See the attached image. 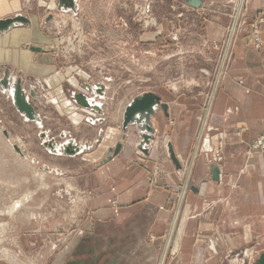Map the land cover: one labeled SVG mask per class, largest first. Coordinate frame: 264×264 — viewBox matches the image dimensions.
I'll use <instances>...</instances> for the list:
<instances>
[{
    "label": "rangeland",
    "instance_id": "1",
    "mask_svg": "<svg viewBox=\"0 0 264 264\" xmlns=\"http://www.w3.org/2000/svg\"><path fill=\"white\" fill-rule=\"evenodd\" d=\"M238 1L78 0L71 17L68 13L72 11L56 9L57 0H17L20 11L26 12L33 22L32 27L22 25L24 31L31 30L29 34L34 37L24 41L47 50L26 49L30 57L23 60L18 54L25 49L23 43L13 40L6 45L11 56L6 57L9 65L2 67H10L16 75L25 73L30 79L35 95L26 90L27 99L41 120L25 118L14 107L11 97L0 90V134L11 142L10 148L0 138V222L5 224V230L0 232V249L11 250L26 264H149L145 245L151 243L156 251V234L147 233L144 238L147 229L144 222H136V227L130 226L133 220L115 224L95 214L92 198L100 186H96L97 169L93 163L101 161L105 147L115 143L122 133L121 110L127 101L141 91L156 93L159 90L162 97L167 96L165 91L169 90L172 101L190 105L196 98L202 99L197 119L185 122L169 116L167 108L164 111L158 107L165 114L166 122L163 129L159 120L156 119L155 124L154 115L152 117L156 128L153 140H160L157 157L155 154L152 158H145L136 146L139 135L133 126L129 125L126 133L127 147L135 146L138 156L143 158L134 157L129 165L137 168L139 164L145 169L143 181H140L149 192L163 185L158 183V176L165 171L164 162L169 156L165 139H169L174 130L184 136L190 127L189 156L180 175L179 187L170 198L164 239L158 259L153 263L158 264L162 259V264L172 261L168 247L164 258L162 252L169 246L166 238L172 226L171 233H174L180 224L179 210L186 187L192 180L190 173L186 174L187 167L194 154L197 156L201 151L215 162L221 163L224 159L219 145L205 147L204 128H207L205 119L208 117L205 115L211 109L208 103L214 86L228 70L234 41L246 33L247 42L245 26L254 13H247L248 0H240L239 14L234 19ZM241 1H244L242 7ZM48 13L51 17L46 20ZM209 21L224 28L222 39L215 41L213 46L206 36V22ZM232 24L234 31L230 34ZM208 28L211 30L210 26ZM16 29H11L10 35ZM33 29L38 35L32 33ZM213 34L217 35L216 31L213 30ZM3 40L4 37L0 42ZM258 50L264 51V48ZM96 82L102 84V94L90 92L85 86L88 83L95 87ZM73 91L90 95L101 112L78 105ZM99 116L102 119L97 121ZM88 117L95 121H89ZM100 128L102 137L97 140ZM262 134L264 130L246 141L245 158L264 151V143L257 142L259 136H264ZM69 136L96 143L89 150L74 154H62L44 146L46 138L60 144ZM153 140L145 155L153 149ZM14 143L20 152L13 147ZM34 171L45 173V187L41 186ZM28 190L35 191L19 208L20 213L15 211L13 216L5 213L4 208ZM112 204L117 205L115 201ZM25 210L33 214L28 215ZM134 217L143 218L142 215ZM200 231L198 229L195 235H200ZM193 240L200 238L195 236ZM244 242L240 256L224 253L218 258L226 256L227 260L235 259L232 264H250L263 251L264 236L258 244L252 238ZM3 255L0 253V264H20Z\"/></svg>",
    "mask_w": 264,
    "mask_h": 264
},
{
    "label": "crops",
    "instance_id": "2",
    "mask_svg": "<svg viewBox=\"0 0 264 264\" xmlns=\"http://www.w3.org/2000/svg\"><path fill=\"white\" fill-rule=\"evenodd\" d=\"M263 1L248 0L247 13L249 15L255 13ZM76 2L78 4V0ZM20 10L17 0H0V18L14 15L17 12L29 17L26 12L23 13ZM45 19L47 20L48 17ZM208 23L210 24L208 25ZM31 24L29 25L31 26ZM23 26L17 27L20 29L16 36L10 35L11 29L5 34H3L4 32L0 34L1 38L4 37V40L0 42V77H2L5 68L14 73L10 67L6 66L9 65L6 57L11 56V52L6 49L8 43L15 40V42L24 44L25 49L22 50L25 52L18 53L23 60L25 57H30V52L26 50H31L28 45H37L24 41L34 37L30 36L32 34H29V31H24L25 27ZM209 26L211 30H209ZM245 28L247 30L248 26ZM213 30L217 35L213 34ZM223 33L224 28L219 23L206 22V36L211 46L215 41L222 39ZM212 48L214 49V47ZM21 63L24 65L23 62ZM4 64H6L5 67H2ZM16 76L21 78L23 89L29 92V86L32 87L30 79L25 73L19 75L14 73V78ZM238 79L242 81L239 82ZM0 90L4 95H9L5 88L0 86ZM94 91L93 89L90 92ZM165 92L167 96H162V101L167 105L169 116L178 117L185 122L197 119L196 113L198 109H201L202 99L196 98L197 100H193L190 105H187L179 101H172L171 92L169 90ZM156 93L160 94V91L157 90ZM211 93L212 99L208 103L210 104L209 109H211L205 115L208 117L205 119L207 128H204V144L207 148L219 145L224 159L221 163L215 162L201 151L197 156L194 154L191 164L187 167L186 174L190 173L192 180L189 182L188 188L186 187L184 201L179 210L180 224L179 227H176L177 231L166 238V245L169 246L163 248V251L166 252L168 247L167 250L172 253V261L169 264H232L231 261L234 262L235 259L227 260L226 256L218 258V255L225 253L227 256H234V254L240 256L243 254L242 246L245 240L256 239L258 244L264 236V151L254 153L249 158L244 156L246 141L264 130V51L251 48L246 42V33L234 41L228 70L218 80V85L214 86ZM92 100L94 101V99ZM155 114L153 117L155 124L158 119L164 129L165 114L159 109ZM96 119L100 121L102 118L99 116ZM88 120L95 121L91 117H88ZM241 125L244 128L240 129ZM189 131L190 127L186 129L184 136H180L174 130L169 139H165V144L167 141L172 144L180 166L177 167L168 156L164 162L165 171L158 176V183L163 185L156 186L149 192L142 182L145 169L137 163V168L129 165L132 158L140 159V156L135 151V146L127 147V136L122 141L120 151L110 160L105 163L102 160L93 163V167L97 169L95 173L96 186H100L92 198L95 214L101 218L110 219L115 224L133 220L130 222V226L136 227L135 225L138 226L135 224L136 222H144L145 227L147 225V229L143 233L144 238L147 237V233L156 234V251L154 245L145 241L149 254L147 263L149 264H155L153 262L158 259L160 254L164 239L162 234L172 203L170 200L179 187L180 175L190 152L189 134L191 132ZM101 132L100 128L97 140L102 137ZM104 136V140H106V135ZM69 138L73 139L75 143L88 144L91 147L96 143L95 140L90 143L79 141L73 136L66 137L63 141ZM159 141L153 140V149L148 155L142 151L145 158H152L155 154L157 157ZM46 147L48 148V146ZM87 150L89 149L85 151ZM211 162H215L219 169L218 180L211 177ZM148 166L150 165L148 164ZM113 201L117 205H113ZM135 215H142L143 218H135ZM246 227L248 231L244 230ZM198 229L201 230L200 235H195ZM195 236H199L200 240H193ZM160 263L161 260L158 264Z\"/></svg>",
    "mask_w": 264,
    "mask_h": 264
},
{
    "label": "water",
    "instance_id": "3",
    "mask_svg": "<svg viewBox=\"0 0 264 264\" xmlns=\"http://www.w3.org/2000/svg\"><path fill=\"white\" fill-rule=\"evenodd\" d=\"M56 9L59 11L64 10H72L76 11V1L75 0H57ZM51 14H49V17ZM31 24V19L26 15L17 12L14 15L6 16L0 18V34L2 32L10 30V28L20 27L22 25ZM28 47L33 51H46L47 48L38 46V45H28ZM29 83V82H28ZM95 87L91 86L88 83H85L88 91L94 90L102 94V84L96 82ZM0 86L2 88H8V93L10 94L11 101L14 107L27 119H34L36 121H40L39 114L35 111L33 105L28 101L26 91L22 87L21 78L16 76L14 78V73L10 72L8 68H5L3 71V75L0 79ZM29 94L35 95L33 88L29 86ZM73 98L75 102L83 107L94 109L97 112H101L99 104L96 102H92L90 97L83 92L73 91ZM161 107L164 111H166L167 105L164 101H162V97L150 90L143 91L134 95L124 106V110L122 113L121 120V135L117 138L114 145H109L106 148L105 155L101 158L104 162L119 152L122 147V141L126 136L127 127L129 125H134L137 134L139 135V139L136 143V146L141 149L143 152H148V145L150 141L154 138L155 128L152 122V116L156 112L157 108ZM100 120V119H99ZM3 132L6 135V130L3 129ZM44 133H41V136L44 137ZM50 141L44 142L46 146L50 147L51 151L58 152L60 151L59 146L55 143L53 139H49ZM62 152L65 154H74L80 151H84L86 149H90L91 145L88 144H78L73 141V139L69 138L61 144ZM13 147L20 152L19 147L14 143ZM167 151L172 162L179 167V161L175 155L172 144L167 142ZM211 177L214 180L219 179V169L215 162L210 163ZM243 264H248L244 262ZM250 264H264V249L259 253V255L250 263Z\"/></svg>",
    "mask_w": 264,
    "mask_h": 264
},
{
    "label": "bare ground",
    "instance_id": "4",
    "mask_svg": "<svg viewBox=\"0 0 264 264\" xmlns=\"http://www.w3.org/2000/svg\"><path fill=\"white\" fill-rule=\"evenodd\" d=\"M76 1V0H75ZM240 1V0H239ZM239 1H238V6H237V8H236V11H235V14H234V19L236 18L235 16H237L239 13H238V10H239ZM243 2L244 1H241V3H240V5H241V7H242V5H243ZM264 3V2H263ZM262 3V4H263ZM76 9H77V2H76ZM69 11V10H68ZM70 11H72V10H70ZM63 12H67V10H64ZM75 11H72L71 13L69 12L68 14H70L71 15V17L73 16V13H74ZM240 12V11H239ZM64 15V14H63ZM56 18V17H55ZM63 18V17H62ZM61 20V19H60ZM73 20H74V18H73ZM233 22H236V20L235 21H233ZM70 23V22H69ZM15 28H17V27H15ZM10 29H13V28H10ZM234 31V25L232 24L231 25V28H230V34H232V32ZM19 32V28L18 29H16V30H13V32H12V35H15L16 33H18ZM30 33H31V30L29 31ZM32 33L34 34V35H38L37 34V32L33 29L32 30ZM228 47V46H227ZM23 52H25V50H23L21 53L23 54ZM224 62H222V64H223ZM0 79H1V77H0ZM2 87V86H1ZM4 88V87H3ZM94 89V88H93ZM5 90H6V92L8 93V88L6 89L5 88ZM93 91V90H92ZM9 94V93H8ZM10 95V94H9ZM160 95V94H159ZM161 96V95H160ZM88 97H90V95L88 96ZM211 99H212V95H211V97L209 98V103H210V101H211ZM90 100L92 101V102H94L91 98H90ZM210 105V104H209ZM124 110V109H123ZM123 110L121 111L122 113H123ZM122 113H121V115H122ZM155 114V113H154ZM153 117V116H152ZM152 122H153V120H152ZM131 126H133L134 128H135V126L134 125H131ZM155 128V127H154ZM136 130V129H135ZM156 130V129H155ZM61 135H63V133L61 134ZM126 135H127V133H126ZM126 137V136H125ZM127 137H128V135H127ZM0 138H2L1 140H3V142L5 143V144H7L10 148H11V142H9L7 139L5 140L2 136H1V134H0ZM67 140V139H66ZM66 140L65 141H63V142H61L60 143V153H62V154H65V153H63L62 152V145L61 144H63L64 142L66 143ZM153 140V139H152ZM151 140V141H152ZM46 141H50V140H47V138L43 141V142H46ZM168 142V141H167ZM167 142H166V146H167ZM78 144H83V143H79L78 142ZM13 145V144H12ZM58 146H59V144H57ZM7 146V147H8ZM44 146L46 147V145L44 144ZM85 151V150H84ZM80 152H82V151H80ZM16 154V153H15ZM14 154V155H15ZM116 155V154H115ZM112 156H114V155H112ZM25 157V156H24ZM112 158V157H111ZM110 158V159H111ZM110 159H108V160H110ZM108 160H106V161H104L103 163H105V162H107ZM35 172V171H34ZM35 175H37L38 176V178H39V180H40V184H41V186H46L47 184L44 182L45 181V173L44 172H42V171H38V172H35ZM1 176V175H0ZM1 179H2V176H1ZM39 182V181H38ZM35 191V190H34ZM34 191H32V190H28L27 192H25L24 194H22V196H20V197H18V198H15V199H13L12 200V202L6 207V208H4L5 209V213L6 212H8V214H11L12 216H13V214H14V212L16 211V212H18L20 209V207H22V206H24L25 204V202L28 200V199H30V198H32V195H33V193H34ZM1 207V206H0ZM31 209V208H30ZM2 210V209H1ZM0 210V211H1ZM26 212H28V215L30 214V215H32L33 213H32V211L31 210H29V211H27V210H25ZM19 213H20V211H19ZM4 214V213H3ZM2 214V215H3ZM27 214V213H26ZM18 215V214H17ZM11 216V217H12ZM7 222V221H6ZM172 222H173V219H172ZM174 222H175V217H174ZM174 222H173V225H174ZM173 227L174 226H172V230H171V232L173 231ZM5 230V224H4V222H0V232H3ZM169 233V237L171 236V234L172 233ZM2 245V244H1ZM0 253H3L7 258H9L10 260H14V261H16V262H18V263H20V264H26V262L25 261H23L22 259H20V257L18 258V256L16 255V253H12L11 252V250L10 251H7V249H5V248H3V249H0ZM163 253V256H164V254H165V250L162 252ZM3 255V256H4ZM8 259V260H9ZM27 261V260H26ZM160 264H162V262L160 263Z\"/></svg>",
    "mask_w": 264,
    "mask_h": 264
},
{
    "label": "built area",
    "instance_id": "5",
    "mask_svg": "<svg viewBox=\"0 0 264 264\" xmlns=\"http://www.w3.org/2000/svg\"><path fill=\"white\" fill-rule=\"evenodd\" d=\"M248 29L247 43L253 49L264 48V3L246 22ZM264 135V134H262ZM258 143H264V136H259Z\"/></svg>",
    "mask_w": 264,
    "mask_h": 264
},
{
    "label": "flooded vegetation",
    "instance_id": "6",
    "mask_svg": "<svg viewBox=\"0 0 264 264\" xmlns=\"http://www.w3.org/2000/svg\"><path fill=\"white\" fill-rule=\"evenodd\" d=\"M75 13V12H74Z\"/></svg>",
    "mask_w": 264,
    "mask_h": 264
}]
</instances>
